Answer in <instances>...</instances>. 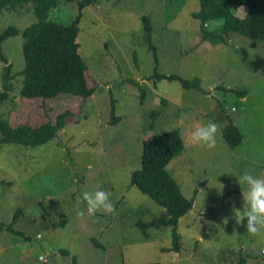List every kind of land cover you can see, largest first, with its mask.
Instances as JSON below:
<instances>
[{
    "label": "rangeland",
    "instance_id": "1",
    "mask_svg": "<svg viewBox=\"0 0 264 264\" xmlns=\"http://www.w3.org/2000/svg\"><path fill=\"white\" fill-rule=\"evenodd\" d=\"M198 9L199 0H99L82 9L76 40L93 93L84 101L60 96L44 103L50 117L55 108L71 110L72 119L54 139L37 146L0 144V225L18 207L13 228L21 232L0 230V264H43L38 257L49 253V264H236L240 255L244 264H264L259 254L264 229L250 236L246 218L237 223L234 213L243 210L242 192L248 187L237 178L244 173L264 178V40L227 32L225 42L211 44L191 16ZM230 9L239 17L246 10ZM76 12L75 1H69L52 8L50 17L66 24ZM27 13L21 9L17 19L0 23V31L9 24L24 28L34 20ZM9 16L2 14L0 22ZM142 16L152 27L158 71L197 77L202 91L185 89L177 80L161 79L154 86L147 78L154 61L143 42ZM220 24L205 25L218 29ZM21 44L20 34L2 43L13 85L2 114L13 123L14 111L18 118L25 113L28 120L38 119L42 103L18 94L13 72L24 65ZM1 71L0 62V89ZM135 82L144 90L142 100ZM110 96L119 118L112 124ZM209 122L218 125L216 146L192 145L190 132ZM228 122L243 133L234 147L222 137ZM172 129L184 147L167 169L184 196L197 189L191 210L176 226L180 252L169 250V226L148 228V237L141 234L136 222L164 208L129 181L140 165L142 140ZM97 189L110 193L115 212H97L95 223L78 218L76 211L86 209L82 191Z\"/></svg>",
    "mask_w": 264,
    "mask_h": 264
},
{
    "label": "trees",
    "instance_id": "2",
    "mask_svg": "<svg viewBox=\"0 0 264 264\" xmlns=\"http://www.w3.org/2000/svg\"><path fill=\"white\" fill-rule=\"evenodd\" d=\"M75 1L77 12L66 24L53 21L50 17L52 8L60 3ZM99 0H0V16L9 13L7 23L17 19L21 9H25L32 18L31 23L20 29L14 24H9L0 31V62L1 89H0V144L16 143L24 146H37L57 136V132L63 129L72 119L71 110L63 108L54 109V116L50 117L44 103L58 97L80 98L83 101L89 97L94 86L90 85L87 79V66L78 51L79 44L76 40L79 32V22L82 16V9L88 5L95 4ZM179 3V2H178ZM243 6L246 8L242 17L234 15L232 6ZM166 9V5H164ZM191 16L199 21V28L203 36L211 44L225 42L223 35L227 32H234L241 36L250 37L255 41L264 40V0H199V9L191 12ZM220 20L219 28L210 29L206 21ZM16 23V22H15ZM143 42L147 45V51L152 53L154 67L147 76L155 81L165 79L167 81L177 80L185 89H196L202 91L200 79L180 77L176 73L164 74L157 69L158 58L156 45L152 41V27L147 16H142ZM22 37L21 53L24 65L21 70L13 72L15 80L20 83L18 94L25 99L38 98L42 101L39 118L28 120L25 113L13 123L2 114L3 105L12 99L11 91L13 85L10 83V68L7 56L2 49V43L9 37L18 35ZM130 81V80H129ZM132 82V81H130ZM138 86L142 100L144 90ZM96 86V85H95ZM242 90L240 94H244ZM82 101V102H83ZM163 101V102H162ZM165 102L164 98L161 100ZM115 99L110 96V123H116ZM82 104V103H81ZM49 108L52 109L50 106ZM157 113V110H152ZM222 137L229 147L238 145L243 139L240 129L228 122L222 127ZM140 165L130 173V185L135 186L143 194L147 195L156 204L164 208V212L151 218L148 221L139 220L136 227L144 237H148V228H160L169 226L171 228V247L169 250L180 252L179 235L176 226L179 218L191 210L193 197L197 189H193V196L188 198L181 192L177 181L167 169L169 161L179 155L183 149V140L177 129L153 134L151 137L142 140ZM20 208L16 207L12 218L5 226L0 225V230H6L12 234L21 235V232L13 228ZM95 246L99 244L94 242ZM64 252V251H63ZM241 256V257H240ZM236 264H244L245 259L240 255ZM139 264H175L174 262H145Z\"/></svg>",
    "mask_w": 264,
    "mask_h": 264
},
{
    "label": "clouds",
    "instance_id": "3",
    "mask_svg": "<svg viewBox=\"0 0 264 264\" xmlns=\"http://www.w3.org/2000/svg\"><path fill=\"white\" fill-rule=\"evenodd\" d=\"M217 133L218 125L215 122H209L206 125L196 126L190 132V141L194 146L211 150L216 146ZM237 182L240 186L244 184L248 186L247 191L242 192L243 210L234 209L237 223L246 218L247 233L255 237L264 229V178L244 173L237 178ZM81 201L86 204V209L76 211V216L80 219L88 218L95 223L97 212L105 214L115 212V205L110 199V193L101 189L82 191ZM259 254L264 255V247L260 248ZM48 255L41 254L38 259L43 264H49Z\"/></svg>",
    "mask_w": 264,
    "mask_h": 264
}]
</instances>
